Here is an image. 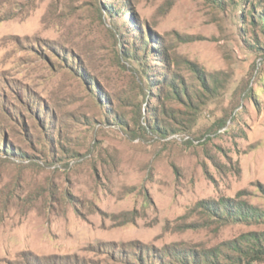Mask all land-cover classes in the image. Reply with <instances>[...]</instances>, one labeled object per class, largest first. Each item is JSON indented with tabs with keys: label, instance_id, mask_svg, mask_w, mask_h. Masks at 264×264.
Returning a JSON list of instances; mask_svg holds the SVG:
<instances>
[{
	"label": "rangeland",
	"instance_id": "374dc122",
	"mask_svg": "<svg viewBox=\"0 0 264 264\" xmlns=\"http://www.w3.org/2000/svg\"><path fill=\"white\" fill-rule=\"evenodd\" d=\"M241 1L0 0V264H264V0Z\"/></svg>",
	"mask_w": 264,
	"mask_h": 264
},
{
	"label": "trees",
	"instance_id": "16d2710c",
	"mask_svg": "<svg viewBox=\"0 0 264 264\" xmlns=\"http://www.w3.org/2000/svg\"><path fill=\"white\" fill-rule=\"evenodd\" d=\"M241 2H244L246 4L245 0H242ZM252 11L255 12L253 8H252ZM258 18H260V19H262V21H264V9L259 11ZM244 211H245L244 208L241 207V208H239L238 214L245 216V212ZM216 214H217V212H216ZM168 254H169V252H168ZM173 255L176 257L177 262H179L181 264H203V262L200 261L201 258H200L199 255L198 256L196 254L194 255V253L190 254L188 251L185 252V253L177 252L176 254H173ZM177 257H179V258H177ZM202 258H204L205 261L207 260V256L205 254H202ZM252 261L254 262L255 259L252 258L249 261L247 260L246 264H252ZM38 263L44 264L42 261H39ZM169 263L171 264V262H169Z\"/></svg>",
	"mask_w": 264,
	"mask_h": 264
}]
</instances>
